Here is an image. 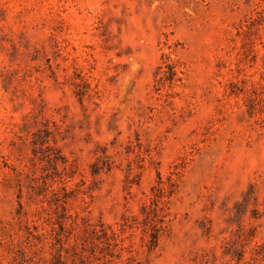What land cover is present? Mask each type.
I'll return each instance as SVG.
<instances>
[{"label":"rangeland","instance_id":"obj_1","mask_svg":"<svg viewBox=\"0 0 264 264\" xmlns=\"http://www.w3.org/2000/svg\"><path fill=\"white\" fill-rule=\"evenodd\" d=\"M100 221L113 264H264V0H0V264H96Z\"/></svg>","mask_w":264,"mask_h":264},{"label":"trees","instance_id":"obj_2","mask_svg":"<svg viewBox=\"0 0 264 264\" xmlns=\"http://www.w3.org/2000/svg\"><path fill=\"white\" fill-rule=\"evenodd\" d=\"M171 52H162L160 56L159 64L155 72V83L154 89L159 96H168V102L172 103L173 97L178 95V92L175 91V87L183 84L184 79V70L183 62L179 58H173ZM243 90V89H242ZM240 90V91H242ZM239 91H234L232 93H238ZM172 107V106H171ZM174 108V107H173ZM166 181L162 179V175L157 171L156 184L153 186L152 191L153 195L150 197L149 203L142 208V212L145 213V222L149 226L147 228V233L150 237V244L153 246L157 245L159 232L161 229H164V216H166L165 206L168 202V197L174 189V184L170 185V188H166ZM61 224L64 225V217L60 220ZM99 227L90 226L89 229L83 234L82 240L84 246L87 243H92L94 249H98V254L96 259L98 262L96 264H113L115 258H120L123 251V247L119 242L120 237L116 230L108 223L103 221L98 222ZM97 224V225H98ZM28 227V226H27ZM67 226H53L55 234H59V241L62 243V233L64 228ZM30 234H33L31 231ZM74 235V226H70L67 230V238L70 239ZM77 246H71L74 254V262L76 263L77 258ZM64 256L62 248L56 253L57 261H61ZM86 260V256H82ZM20 264V256H17ZM23 264V263H22ZM52 264H54L52 262ZM122 264V263H121Z\"/></svg>","mask_w":264,"mask_h":264}]
</instances>
